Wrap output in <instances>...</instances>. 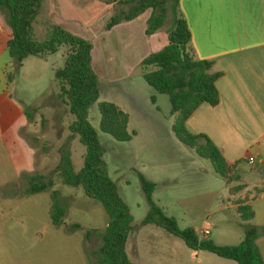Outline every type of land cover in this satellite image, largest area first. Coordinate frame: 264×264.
<instances>
[{
  "label": "crops",
  "instance_id": "obj_1",
  "mask_svg": "<svg viewBox=\"0 0 264 264\" xmlns=\"http://www.w3.org/2000/svg\"><path fill=\"white\" fill-rule=\"evenodd\" d=\"M119 1L125 0H41L33 25L39 26L42 34H46L47 25H58L89 41L99 80V102L112 103L129 116L132 139L126 142L128 151L115 164L105 153L109 177L133 217L127 255L133 264H237L191 250L165 230L143 225L149 206L142 200L139 174L156 185L153 202L181 229L194 230L201 241L238 245L244 237L238 213L242 205L253 210L251 223L264 227V0L178 2V15L190 30L195 59L210 61L212 71L221 74L216 83L217 106L202 104L186 126L190 133L207 137L218 148L230 169L227 179L175 137L172 126L176 116L171 115L168 97L143 78L141 63L168 44L167 33L174 19L170 5L163 27L147 36L150 10L105 29L115 12L128 9L118 6ZM3 21L0 14V34L5 37V48L0 42V142L13 167L10 177L23 178L28 188V178L38 171L29 136L36 135L34 127L38 126L13 97L14 83L8 80L7 71L16 64L7 50L11 30L2 26ZM33 31L35 35L34 27ZM93 108L97 110V106L89 110V121L96 130L100 116L98 110L91 115ZM251 157L253 164L248 162ZM14 188L0 186V192L11 196ZM257 246L264 261V237L257 240Z\"/></svg>",
  "mask_w": 264,
  "mask_h": 264
},
{
  "label": "trees",
  "instance_id": "obj_2",
  "mask_svg": "<svg viewBox=\"0 0 264 264\" xmlns=\"http://www.w3.org/2000/svg\"><path fill=\"white\" fill-rule=\"evenodd\" d=\"M178 2L179 0L119 1L118 6L128 9L115 12L105 29L110 30L120 22L132 21L150 10L146 35L151 36L163 27L170 5L174 19L167 33L168 44L141 63L143 78L157 93L168 97L171 115L176 116L172 126L175 137L199 158L209 161L217 175L227 179L230 169L218 148L207 137L190 133L186 126L188 119L202 104L217 106L219 93L216 83L221 74L212 71L210 61L195 59L190 49V30L186 21L178 15ZM40 5L41 0H0V12H4L11 30L7 43L9 57L16 66H20L30 57L44 58L56 53L60 47L64 48V67L56 71V80L60 86L59 99L73 117L68 127L71 135L78 137L86 152L82 168L74 172L68 151L62 149L55 174L62 185L80 188L85 197L100 204L107 214V225L98 234L101 239V245L96 251L98 263L133 264L126 252L133 217L120 197L116 184L109 177L105 150L89 121V110L94 105L97 106L99 130L117 142L126 143L132 139L128 132L129 116L112 103L99 102V80L93 69V46L89 41L58 25H47L44 40H36L33 23ZM151 101L155 103L153 98ZM139 181L149 205L143 225H153L165 230L194 251L209 252L237 264H264L257 246V240L264 237V227L251 223L254 212L248 205H242L238 209L244 224L242 241L234 246H218L212 241L199 240L192 229H181L174 218L167 216L153 202L152 194L156 185L141 174ZM27 182L31 195L52 190V222L56 226L61 225L65 210L58 200V192L53 190L54 182L42 175L29 177ZM74 227L80 229L78 225Z\"/></svg>",
  "mask_w": 264,
  "mask_h": 264
},
{
  "label": "rangeland",
  "instance_id": "obj_3",
  "mask_svg": "<svg viewBox=\"0 0 264 264\" xmlns=\"http://www.w3.org/2000/svg\"><path fill=\"white\" fill-rule=\"evenodd\" d=\"M0 14L5 20L2 26L10 31L4 12ZM33 27L36 40H44L46 34H42L39 26L34 24ZM4 40V35L0 34V42L5 48ZM64 63V48L60 47L52 55L30 57L7 71L8 80L14 83L13 97L23 104L30 120L38 126L34 127L36 135L29 136L36 151L38 171L35 175L54 182L53 190L58 192L65 217L61 225L53 224L52 190L31 195L23 178L10 177L13 167L0 142V186L15 187L11 196L8 192H0V264H99L96 251L101 239L98 234L107 225V214L100 204L85 197L80 188L62 185L55 174L62 149L68 151L74 172L82 168L86 152L78 137L71 135L68 127L73 117L59 99L56 71L62 69ZM95 112L98 113L93 108L91 115ZM92 122L96 124L93 118ZM96 128L105 153L115 164L128 151L129 145L113 140L98 126ZM106 139L112 142L108 143ZM131 190L135 188L132 186ZM131 190L133 195L139 196Z\"/></svg>",
  "mask_w": 264,
  "mask_h": 264
},
{
  "label": "built area",
  "instance_id": "obj_4",
  "mask_svg": "<svg viewBox=\"0 0 264 264\" xmlns=\"http://www.w3.org/2000/svg\"><path fill=\"white\" fill-rule=\"evenodd\" d=\"M248 162L250 164H253L254 163V159L251 157V158L248 159ZM205 235H208V232H205Z\"/></svg>",
  "mask_w": 264,
  "mask_h": 264
}]
</instances>
